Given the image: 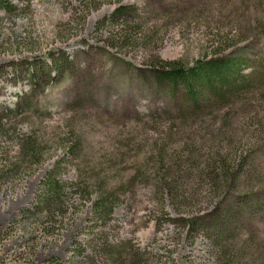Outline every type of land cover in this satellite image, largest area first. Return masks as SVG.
<instances>
[{
  "label": "rangeland",
  "instance_id": "obj_1",
  "mask_svg": "<svg viewBox=\"0 0 264 264\" xmlns=\"http://www.w3.org/2000/svg\"><path fill=\"white\" fill-rule=\"evenodd\" d=\"M12 4L0 264H264V0ZM213 58L256 80L198 86L199 104L159 82ZM49 174L62 195L45 205Z\"/></svg>",
  "mask_w": 264,
  "mask_h": 264
},
{
  "label": "trees",
  "instance_id": "obj_2",
  "mask_svg": "<svg viewBox=\"0 0 264 264\" xmlns=\"http://www.w3.org/2000/svg\"><path fill=\"white\" fill-rule=\"evenodd\" d=\"M13 8L12 0H0V12H11ZM244 62L246 60L241 58L228 59L227 61L213 58L203 62L201 60L192 69L181 68L175 63H165L164 70L158 75V78L159 82L162 81V83L168 84L173 90L184 88L189 97L191 96L192 102L199 104L201 99L196 90L198 86L212 96L213 93L219 91L252 85V80H256V74L251 77H243L239 73ZM42 192V201L46 205L61 198L62 186L54 179L52 174H49L42 185ZM95 206L97 213L102 212L103 207L105 208L104 201L102 202L99 199ZM113 209V205L109 207L108 217L113 213Z\"/></svg>",
  "mask_w": 264,
  "mask_h": 264
}]
</instances>
